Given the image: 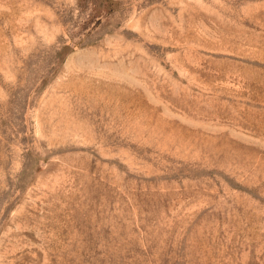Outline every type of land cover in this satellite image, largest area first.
Masks as SVG:
<instances>
[{
	"label": "rangeland",
	"instance_id": "1",
	"mask_svg": "<svg viewBox=\"0 0 264 264\" xmlns=\"http://www.w3.org/2000/svg\"><path fill=\"white\" fill-rule=\"evenodd\" d=\"M0 264H264V0H0Z\"/></svg>",
	"mask_w": 264,
	"mask_h": 264
}]
</instances>
